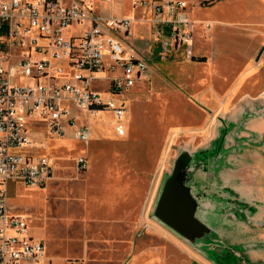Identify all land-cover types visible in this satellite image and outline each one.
Segmentation results:
<instances>
[{
    "label": "rangeland",
    "instance_id": "rangeland-1",
    "mask_svg": "<svg viewBox=\"0 0 264 264\" xmlns=\"http://www.w3.org/2000/svg\"><path fill=\"white\" fill-rule=\"evenodd\" d=\"M84 1L109 11L108 1ZM185 1L209 32L196 25L191 55L151 44L146 78L127 94L125 135L99 111L86 144L51 138L57 175L43 188L9 183V208L44 241L52 264H264V0ZM112 4L115 15L131 8V0ZM78 32L75 23L66 29ZM183 151L196 215L210 229L192 238L153 215ZM77 153L84 171L75 169Z\"/></svg>",
    "mask_w": 264,
    "mask_h": 264
},
{
    "label": "built area",
    "instance_id": "built-area-1",
    "mask_svg": "<svg viewBox=\"0 0 264 264\" xmlns=\"http://www.w3.org/2000/svg\"><path fill=\"white\" fill-rule=\"evenodd\" d=\"M105 1L107 13L84 0H0V264H37L43 258V264H52L44 241L8 205L9 180L42 187L53 177L49 157L32 150L39 142L28 134L29 121H42L48 137L86 144L91 117L105 110L114 133H126L127 94L146 78L148 62L123 38L138 16L113 15L112 0ZM186 5L131 0L161 46L191 55L196 25L208 33L210 23L191 18ZM81 22L87 24L80 32L66 34L69 25ZM99 79L103 88L94 84ZM73 159L76 170L87 168L84 154Z\"/></svg>",
    "mask_w": 264,
    "mask_h": 264
},
{
    "label": "water",
    "instance_id": "water-1",
    "mask_svg": "<svg viewBox=\"0 0 264 264\" xmlns=\"http://www.w3.org/2000/svg\"><path fill=\"white\" fill-rule=\"evenodd\" d=\"M191 159L181 152L163 179L153 215L179 235L192 238L210 229L196 215L197 201L186 183L185 169Z\"/></svg>",
    "mask_w": 264,
    "mask_h": 264
},
{
    "label": "crops",
    "instance_id": "crops-1",
    "mask_svg": "<svg viewBox=\"0 0 264 264\" xmlns=\"http://www.w3.org/2000/svg\"><path fill=\"white\" fill-rule=\"evenodd\" d=\"M141 11L142 10L140 8H136L135 12L132 10V8H126L124 10V13H122V11H120L119 15L129 17V16L134 14V15L138 16L137 19L132 20V22L129 26V29L123 38H124V42L127 46L131 47L136 52L146 56L147 55L146 53H148V51L150 50L151 44L152 43H158V40L155 37H150V35H149V22L143 18ZM111 13L113 14V4L111 6ZM113 15H115V14H113ZM116 16H118V15H116ZM86 24H87L86 22L77 23L76 28L79 27V29H81ZM102 93H103V95L106 94V92H104V91ZM101 111H105V110H101ZM106 112H108V111H106ZM124 119H125V117H124ZM126 131H127V124H126ZM28 134L32 140L39 142V144L35 145L32 148V150L35 152L44 153L49 157V159L51 160V162L53 164V172H54L53 176H56L57 175V173L55 175L56 163H55L54 158L48 152L50 145L51 146L53 145L52 139H51L52 137H48L45 135V129H44L43 122L38 121V120L29 121V123H28ZM119 137H122V136H119ZM58 138H61V137H58ZM69 138H71V137H69ZM71 139L75 140L76 142H80L74 138H71ZM77 154H82V153H77ZM77 154H75V155H77ZM74 156L72 157L73 161H74V159H73ZM10 182L21 183L19 181H15V180H9L7 182V194H8V185ZM22 185H24V184H22ZM25 186H27V185H25ZM28 188H36V187H34V186L29 187L28 186ZM37 188H40V187H37ZM95 203H96V205H98L100 207H109V204L107 202L100 200L98 198L95 200ZM14 212H16V211H14ZM17 213H19V212H17ZM60 261H61L60 264H63L62 258H60Z\"/></svg>",
    "mask_w": 264,
    "mask_h": 264
},
{
    "label": "trees",
    "instance_id": "trees-1",
    "mask_svg": "<svg viewBox=\"0 0 264 264\" xmlns=\"http://www.w3.org/2000/svg\"><path fill=\"white\" fill-rule=\"evenodd\" d=\"M200 59H203L202 57Z\"/></svg>",
    "mask_w": 264,
    "mask_h": 264
},
{
    "label": "bare ground",
    "instance_id": "bare-ground-1",
    "mask_svg": "<svg viewBox=\"0 0 264 264\" xmlns=\"http://www.w3.org/2000/svg\"><path fill=\"white\" fill-rule=\"evenodd\" d=\"M30 187V186H29Z\"/></svg>",
    "mask_w": 264,
    "mask_h": 264
}]
</instances>
